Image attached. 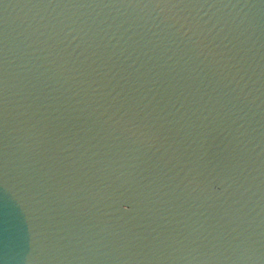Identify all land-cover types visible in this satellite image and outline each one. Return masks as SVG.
Returning <instances> with one entry per match:
<instances>
[{
	"label": "water",
	"instance_id": "obj_1",
	"mask_svg": "<svg viewBox=\"0 0 264 264\" xmlns=\"http://www.w3.org/2000/svg\"><path fill=\"white\" fill-rule=\"evenodd\" d=\"M0 264H264V0H0Z\"/></svg>",
	"mask_w": 264,
	"mask_h": 264
}]
</instances>
